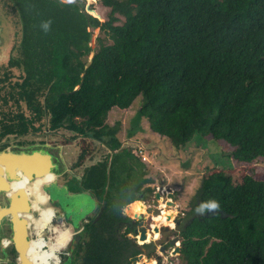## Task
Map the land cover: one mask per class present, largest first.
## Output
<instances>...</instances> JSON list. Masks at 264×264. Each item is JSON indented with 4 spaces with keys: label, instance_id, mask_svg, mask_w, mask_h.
Masks as SVG:
<instances>
[{
    "label": "trees",
    "instance_id": "obj_1",
    "mask_svg": "<svg viewBox=\"0 0 264 264\" xmlns=\"http://www.w3.org/2000/svg\"><path fill=\"white\" fill-rule=\"evenodd\" d=\"M0 1L17 28L0 70V142L46 126L80 139L75 166L91 154L89 138L116 150L109 166L84 171L82 186L101 205L63 264H130L143 253L121 233L122 209L154 198V189L144 162L119 149L117 127L105 122L111 109L139 98L137 118L175 149L201 136L229 146L237 162L264 157V0H96L108 9L100 24L84 0ZM97 26L109 43L96 37L87 61ZM209 200L219 207L197 211ZM185 216L179 264H264V181L245 175L226 188L222 178H203ZM142 246L148 257L156 249Z\"/></svg>",
    "mask_w": 264,
    "mask_h": 264
},
{
    "label": "rangeland",
    "instance_id": "obj_2",
    "mask_svg": "<svg viewBox=\"0 0 264 264\" xmlns=\"http://www.w3.org/2000/svg\"><path fill=\"white\" fill-rule=\"evenodd\" d=\"M64 3L66 2H74L75 0H60ZM1 2V1H0ZM92 2V3H91ZM84 0L83 8L86 13L90 14L94 18L97 19L98 23H102L107 19L108 9L103 7L98 1L91 0ZM91 6H93L91 8ZM3 5L0 3V62L4 63L9 56V53L12 50V47L16 41V31L15 26L10 25V21L14 22L12 18L9 21V18L5 15L2 11ZM9 10V9H8ZM9 12H12L9 10ZM100 36L102 39H105L106 43H109V38L104 35L103 33H99V27L97 26L91 35V40L88 43L89 52L87 61L91 58V49L94 45V49L97 48V41L96 37ZM94 53V52H93ZM13 54V53H12ZM78 86H74L73 90H76ZM140 103V99H136L133 104L127 109H111L106 117V124L111 127H117L116 137L121 143V147L132 148V150L142 149L147 155L146 159L147 162H144L146 173L143 178H149L151 180L150 184H148L151 188L154 189V192L161 193L162 189H158L160 186L164 188H171L172 192L175 196V205L174 207H169V209L164 210L165 203L161 198V202L158 199L157 201L151 195H147L144 200L136 203L134 208L144 207L146 218L148 215L150 216H158L161 214V211H165L168 214L171 212L175 216L179 215V213H184L189 210V201L195 193L200 181L203 178H211L217 179L222 178L225 181L226 188H230L241 184L242 179L245 175H252L257 180L264 181V157H258L253 160L251 163H241L237 162L230 156L231 148L224 143L215 142L206 138H202L201 136H197L193 141H191L186 147L182 149H175L168 140L159 135L151 132L148 128L147 121L144 119H138L136 116V112L139 108L138 104ZM80 138V137H79ZM6 143V146L10 144L14 145H22L19 147H36L37 149H43L44 152L47 150L54 153V155L59 156V159L62 163V166L65 170L71 171L74 175L81 174V168L84 167L86 164H93L97 159L101 160H110L112 158L110 156L111 151L103 144L89 138L88 141H93L94 144L99 145L96 148L93 143L90 147L96 151L95 154L91 158H87L84 163L75 166L78 161V156L80 154V139L74 138V133L67 130H60L51 132L46 129V126L43 127L38 132H30L29 134L23 137H16V136H7L3 139ZM4 146L0 148V152L4 151L5 149L9 148ZM35 148V149H36ZM56 149L58 152L56 153ZM10 151V149H8ZM47 151V152H48ZM3 155V154H2ZM17 155H11L10 157H0L2 160L7 159L11 161ZM20 160H17V163ZM20 167L21 165L18 163L16 165ZM11 167L10 164L8 166L1 168L0 167V184H8L12 181H23L19 177L21 176L19 173L14 174V172L10 171L7 172L8 168ZM65 175V174H64ZM64 175L57 178L58 184L60 183V179L62 178L65 180ZM38 179V178H37ZM39 180H42L39 178ZM126 180V179H125ZM40 182V181H39ZM60 185V184H59ZM5 185L0 186V189H4ZM76 188V186H74ZM78 188V187H77ZM68 189H65V192ZM74 189H70L66 193L73 192ZM76 190L75 192H77ZM166 194V193H165ZM88 197L94 200V197L91 194H88ZM155 197V196H154ZM165 197V196H164ZM88 199V198H87ZM99 202V200L97 199ZM96 201V202H97ZM166 201H169L167 198ZM87 202V201H86ZM90 208V212L93 210H97L98 206L94 203L93 206ZM162 203V204H161ZM86 204V203H85ZM148 205L151 206V211H148ZM161 205V206H160ZM149 206V207H150ZM159 207L156 209V207ZM54 209V208H53ZM141 209V208H140ZM139 209V210H140ZM136 211V210H131ZM144 212V211H143ZM142 212V213H143ZM84 212H80L78 207L75 209H71V214L75 219H81L85 216L83 215ZM32 214L37 218V213L32 212ZM55 216L52 219L50 225L56 226L59 229H70L68 227V221L64 222L62 218V214L54 211ZM92 214V213H91ZM91 216V215H90ZM131 216V215H130ZM133 217V216H131ZM144 218V219H145ZM153 220V217H152ZM172 221V219L170 220ZM186 222V216H184V224ZM181 224V225H182ZM152 226H163L167 224L159 223L156 225V221L153 220L151 222ZM180 225V226H181ZM172 228L171 231L166 232L163 237L161 233H157V238L153 242L156 244L155 253H159V247L162 243L167 239V236L170 238L178 236V230L172 221ZM29 235L31 240H36L37 236L35 235V231L33 227H29ZM124 228L121 229V233L124 234ZM173 231V232H172ZM44 234V235H43ZM169 234V235H168ZM171 234V235H170ZM42 236V241H45L46 244L53 243L54 234L51 230V227H45L43 232H40ZM168 237V238H169ZM179 238V237H178ZM70 241V240H69ZM67 242L65 247L61 249L60 253L58 254L57 251H54L55 256L49 260V264H59L60 258H64L65 256L71 255L73 252L71 245L69 246L70 242ZM152 243L149 241L148 243ZM135 243L141 246L142 251L145 253H149L150 247H144L140 241L135 240ZM146 243V244H148ZM179 243V241L177 242ZM177 247V244H175ZM179 246V245H178ZM45 249V250H44ZM48 249L47 245H44L41 251H46ZM169 249H167L168 251ZM48 251V250H47ZM56 252V253H55ZM172 252V250H170ZM171 254V253H170ZM144 255V254H143ZM148 256V254H147ZM150 257V256H149ZM76 258V257H75ZM160 259L162 263H171V264H179V256L175 254L171 259L167 254L160 255ZM152 262L145 261L141 259L140 262L142 264H155L154 258L151 257ZM129 263L130 258H129ZM25 264H30L29 258L25 260ZM40 264H47L46 260L41 259ZM66 264V263H65ZM71 264V263H67ZM72 264H79L77 260L73 261Z\"/></svg>",
    "mask_w": 264,
    "mask_h": 264
},
{
    "label": "flooded vegetation",
    "instance_id": "obj_3",
    "mask_svg": "<svg viewBox=\"0 0 264 264\" xmlns=\"http://www.w3.org/2000/svg\"><path fill=\"white\" fill-rule=\"evenodd\" d=\"M0 44H1V42H0ZM11 55H12V53L10 52L6 61L4 63L0 62V70H1L2 65L6 64L8 62L9 57ZM2 143L8 144V142H5V141L0 142V144H2ZM19 146H22V145H14V144L9 143V145L6 147H9L10 151H14V152L29 150L31 148V147L25 148V147H19ZM32 148H34V147H32ZM57 152H58V149H56V153ZM48 153H50L52 158H53L52 163L55 166L53 172H55V174H56L55 180H57V178H59L65 174L64 175L65 180H63L61 178L60 183H59L60 185L58 184L57 181H54V184H55L54 186H55V188H59L60 198L63 199L64 201L68 200L69 204H71L72 202H75V200L71 201V198H73L75 191L80 190V187L77 185L78 184V181H77L78 178L71 171L65 170L63 168L62 163L59 159V156L54 155V153H52L50 151H48ZM40 159L31 160V161H28V160L20 161L18 163L21 166L17 167L16 165L11 164L9 160H7V159L2 160V158H0V167L4 168V167L8 166V164H10L11 167L8 168L7 172H9V169H10V171L14 172V174L19 173L21 176L24 175L23 177H19L20 179L23 180L22 182H25V183H28L31 185H36L37 181H40L39 182L40 184L44 183V185H45L47 183H50V179H51L52 175H49L47 173V171H44L45 170V164ZM16 160H18V159H16ZM32 173L41 174V175L37 176L38 179L36 178L34 180H31V174ZM25 177H27V179H24ZM39 178H41L42 180H39ZM18 182H20V181H12L11 183L3 184V185H5L4 186L5 188L0 189V214H1V216H0V264H25V260L28 259V256L30 255V251L28 249H25L24 247H26L28 245V243L31 239V237L29 235V229H28L31 226L30 225L27 226L28 232L24 233V231L21 228V224L19 225V217L20 218L25 217L29 213L34 212V209L32 208V201H31L32 198L28 197V200H27L28 209L25 211L19 212V210H18L19 204H18V200H17L16 195H15V192H14V186ZM3 185L0 184V186H3ZM74 186H76V188ZM65 189H68L66 192H68L70 189H74V191L71 193H66ZM39 191L41 193L42 189L40 188ZM162 191L160 193L159 198H162L163 202H165L167 197L165 196L164 192H162ZM91 193L89 192V194H91ZM92 196L94 197V194ZM94 200L97 201V199L95 197H94ZM154 200L157 201L158 199L154 197ZM48 204H49V206L54 208V211L62 214L61 216H62L64 222L66 220L68 221V222L67 221L66 222L68 223V227L70 228L69 230H71L73 228V230L71 232L72 239H70V241H69L70 242L69 246L70 245L72 246L73 242L77 243V241L80 239V234H81V231L83 229V222L86 221V217H92V216H94V214H96V212L98 213V211L95 210V212H93V210H92L91 212L87 213L83 218L80 219L79 224H76L75 226H73V223H71L69 221V219L67 218V216L65 215L66 212L63 209L61 210L60 206H58L57 201H52L51 199H49ZM149 206L150 205H148V211H151V206L150 207ZM154 207H156V206H154ZM140 208L142 209V206ZM156 209H158V207H156ZM54 211H53V209H51L49 212L52 215H55ZM45 214L50 215L49 213H45ZM184 216H185L184 213L183 214L179 213V215H176V217L182 218L180 225L182 224V222H184ZM51 217H54V216H51ZM134 218H136V217H134ZM144 218L145 217L139 218V219L136 218L137 219L136 223H132L131 221H129L127 219V221L123 222V225L125 226L124 230H128L131 234L134 235V230H136L140 227L139 225L142 223V221H144ZM180 225L176 226V228H178ZM164 234L165 233H161V236L163 237ZM168 237L169 236H167V239L159 247V253H155V251H154L153 255L148 257L147 256L148 253L143 252L142 253V255L144 254L143 259L145 257V261H147V259L151 260V257H153L155 260H159L161 262L160 255H163L164 253L167 254V256H169V258L171 259V257L174 256V255L170 254V250H172L173 247L169 245V241H170V239H172V237L171 238L170 237L168 238ZM146 239L149 240V238H147V237H146ZM40 241H42V238L40 239ZM37 249L40 251L39 247H37ZM167 249H169V250L167 251ZM74 250H75V248H74ZM60 252L61 251H59L58 254ZM32 259H33V263L34 262L40 263V260H38V258L36 259V258L32 257ZM59 264H63V260L61 258H60Z\"/></svg>",
    "mask_w": 264,
    "mask_h": 264
},
{
    "label": "water",
    "instance_id": "obj_4",
    "mask_svg": "<svg viewBox=\"0 0 264 264\" xmlns=\"http://www.w3.org/2000/svg\"><path fill=\"white\" fill-rule=\"evenodd\" d=\"M93 49H94V45H93L92 50H91V53H92L91 58L94 54ZM8 149L9 148L0 152V157L8 158L11 155H17V156H20L19 158H21V159H29L31 157H34V160H35V159L41 158L40 160L45 164V170L44 171L52 173L56 178V174H55V172H53L54 167H55L54 164L52 163L53 158H52L51 154L48 153L47 151L44 152L43 149L32 148L29 150L14 152V151H8ZM10 163L14 164V165L18 164L16 159H13V160L11 159ZM39 175H41V174L32 173L31 174V180L36 179L37 176H39ZM54 185H55L54 181H52V182L47 183L41 187L42 191L47 195V203L49 202V199H51L52 201H57L58 206H60L61 210L63 209L66 212L65 215L67 216L69 221L71 223H73V226H75L76 224H79L80 219L79 220L75 219L72 216L71 209L73 208L76 210V208L78 207L79 211L84 212L83 215L84 214L86 215L87 213L90 212V208L92 207V201L93 200L91 198H89L88 195L83 193V191L82 192L79 191V192L74 193L73 198H71V201L75 200V202H72L71 204H69L68 200L64 201L63 199L60 198L59 188H55ZM158 189H160V190L162 189L163 190L162 192H164V194L166 193L165 196L169 199V201L164 202L165 203V209H169V207H174L176 198L172 192V189L171 188H164L163 186H160ZM154 196H155V198L159 199L160 193L155 192ZM93 206H94V202H93ZM122 213L126 217V219H128L132 223H136L137 219L140 218L139 217L136 219L134 217H131L129 215L127 207L122 209ZM152 217L153 216L148 215L144 219V221H142V223L139 225L140 227L138 229L134 230V235L129 232V234H127L126 236L130 239H134L135 236L138 235L139 241H145L147 233L148 234L150 233L151 235H153L154 233L160 234V233H166V232H169L172 230L171 227H169L167 225H163L160 227L159 226H152L151 225V222H153ZM166 219L168 221L172 219L174 225L178 226V225H180L182 218L176 217L173 213H169V215L166 216ZM72 230H73V228L70 231L72 232ZM126 232H127V230H126ZM155 240L156 239H154L153 237L150 238V241H152V242H154ZM178 241H179V238L177 236L173 237L169 241V245L173 247V250L171 252L172 255H175V254L179 255V253H180V246L177 245V247H176V245H175ZM136 259H139V260L143 259V255L138 254V255L132 256L130 258L131 264H134ZM147 261L152 262L150 259H147ZM155 264H160V261L156 260ZM168 264H170V263H168Z\"/></svg>",
    "mask_w": 264,
    "mask_h": 264
},
{
    "label": "bare ground",
    "instance_id": "obj_5",
    "mask_svg": "<svg viewBox=\"0 0 264 264\" xmlns=\"http://www.w3.org/2000/svg\"><path fill=\"white\" fill-rule=\"evenodd\" d=\"M19 157L20 156H15L13 159H18L20 161L34 160V157H31L29 159H21ZM35 160H38V159H35ZM47 173L49 175H52V177L50 179V182H52L55 179V176L52 173H49V172H47ZM43 185H44V183L31 185V184H28V183L21 181V183L18 182L14 186V192H15L16 198L18 200V204H19V207H18L19 212L25 211L28 209L27 200H28V197H31L32 198L31 199L32 208L34 209V212H36L37 216H38L36 218L32 213H29L28 215H26L23 218L19 217V225L21 224V228L24 231V233L28 232L27 226L30 225L33 227V229L35 231L34 233L37 236L36 240L30 239L28 245L26 247H24L25 249H28L30 251V255H29L30 257L28 256V258L30 260V264H40L39 262L33 263L32 257L36 258V259L38 258V260H40V261H41V259L46 260L47 264H49V260L55 256L54 251H59V250L63 249L65 247V245L67 244V242L70 239H72L71 231L69 229H59L56 226L50 225L52 222V219H53V217H51V216H54V215H52L49 212L52 208L47 203V199H46L47 195L43 191L41 193L39 191ZM159 199H160L159 201H161V198H159ZM163 207L165 210V205ZM164 210L161 211V214H159L158 216H153V220L156 221V225L161 223V224H167V226H172V221H170V220L168 221L166 219V216L169 214L167 212H165L166 210L165 211ZM45 213H49L50 215H47ZM0 216H1V214H0ZM139 217L140 218L144 217L141 210H139V215L137 216V218H139ZM45 227H48V228L51 227V230L54 234V237L52 238V240H54L53 243L46 244L45 241H40V239L42 238V236L40 235V232H43ZM146 237L149 239L151 237L156 239L158 236H157V233L156 234L154 233L153 235L147 234ZM44 245L48 246V249H47L48 251L46 250V251L40 252L37 249V247H39L41 249Z\"/></svg>",
    "mask_w": 264,
    "mask_h": 264
},
{
    "label": "crops",
    "instance_id": "obj_6",
    "mask_svg": "<svg viewBox=\"0 0 264 264\" xmlns=\"http://www.w3.org/2000/svg\"><path fill=\"white\" fill-rule=\"evenodd\" d=\"M96 148H98L99 147V145L97 146V144H95L94 145ZM94 147V148H95ZM94 148L92 149V151H91V154H89V155H87L86 157H85V159L83 160V163H84V161H86V159L87 158H91L94 154H95V152L96 151H93L94 150ZM122 148H127V147H124V146H122L121 147V143H120V147H119V149H122ZM132 148L133 147H131V150H132ZM109 149V148H108ZM109 151H111V154H110V156L112 157V154L114 153V152H116V150L114 151V150H110L109 149ZM113 152V153H112ZM132 154L134 155V156H136L135 154H134V151L132 150ZM146 154V153H145ZM147 155V154H146ZM140 158V157H139ZM141 159V158H140ZM142 161V160H141ZM103 162H105L108 166H109V164L111 163V158H110V160L108 161V159L107 160H99V159H97L93 164H86L84 167H82L81 168V174H79V175H76L77 176V178H78V186L80 187V190L79 191H83V193H85L86 195H88L89 194V192L90 191H87V190H85L84 188H83V186H82V181H81V178L83 177V174H84V171H85V169L87 168V167H90V166H92V165H97V164H100V163H103ZM24 179H27V177H25ZM37 184H40L39 183V181H37ZM149 186V185H148ZM106 187V186H105ZM79 191H77V192H79ZM156 192V191H155ZM155 192H154V194H155ZM76 193V192H75ZM91 193V192H90ZM91 195H93V193H91ZM97 199V198H96ZM94 201V203L96 204V205H98L99 204V202H96L95 200H93ZM133 202H136V203H138V202H140V200H135V201H133ZM132 202V203H133ZM131 204V203H130ZM130 204H128V205H130ZM139 204V203H138ZM135 204H133L130 208H128V206H127V210H128V212H130V210H136V211H134L135 212V215H136V218H137V216L139 215V209H140V207L139 208H134L135 206H134ZM145 207V206H144ZM144 207H142V209H140L142 212H143V215H145V209H144ZM124 232H126V230H124Z\"/></svg>",
    "mask_w": 264,
    "mask_h": 264
},
{
    "label": "clouds",
    "instance_id": "obj_7",
    "mask_svg": "<svg viewBox=\"0 0 264 264\" xmlns=\"http://www.w3.org/2000/svg\"><path fill=\"white\" fill-rule=\"evenodd\" d=\"M218 207H219V204L216 200H209L199 205L197 211L203 213L205 210H213V209H217Z\"/></svg>",
    "mask_w": 264,
    "mask_h": 264
},
{
    "label": "built area",
    "instance_id": "obj_8",
    "mask_svg": "<svg viewBox=\"0 0 264 264\" xmlns=\"http://www.w3.org/2000/svg\"><path fill=\"white\" fill-rule=\"evenodd\" d=\"M134 154L136 155V156H138V157H140L141 158V160H142V162H147V157H146V154H145V152L142 150V149H137V150H134ZM161 206V205H160ZM159 206V207H160ZM158 207V208H159ZM148 234V233H147ZM150 234V233H149ZM135 240H137V241H139L138 240V235H136L135 236ZM150 241V239L148 240V241H140V243L141 244H146V243H148ZM177 245L179 244V243H176ZM173 250V249H172ZM60 251V250H59ZM59 251H57V252H59ZM171 253V252H170ZM155 261L156 260H154V263H155ZM160 264H168V262H166V263H162V261L160 262ZM171 264V263H170Z\"/></svg>",
    "mask_w": 264,
    "mask_h": 264
}]
</instances>
